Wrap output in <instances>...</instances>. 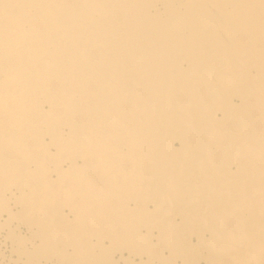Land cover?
<instances>
[{"label": "bare ground", "instance_id": "1", "mask_svg": "<svg viewBox=\"0 0 264 264\" xmlns=\"http://www.w3.org/2000/svg\"><path fill=\"white\" fill-rule=\"evenodd\" d=\"M4 246L264 264V0H0Z\"/></svg>", "mask_w": 264, "mask_h": 264}, {"label": "rangeland", "instance_id": "2", "mask_svg": "<svg viewBox=\"0 0 264 264\" xmlns=\"http://www.w3.org/2000/svg\"><path fill=\"white\" fill-rule=\"evenodd\" d=\"M23 230L26 231L25 228H24ZM5 248H6V249H5ZM3 250L7 253V256H8V257H7V260H6L5 262H7V264H14L13 262L11 263V260H9V259H10V258H9V257H10V256H9V255H10V251H9L10 249H9V246H8V247H5V246H4V247H3ZM8 254H9V255H8ZM8 258H9V259H8ZM14 258H15V257H14ZM0 260H1V259H0ZM8 261H9V263H8ZM1 262H2V261H1ZM1 262H0V264H2Z\"/></svg>", "mask_w": 264, "mask_h": 264}]
</instances>
